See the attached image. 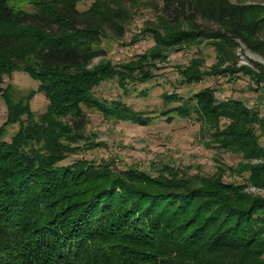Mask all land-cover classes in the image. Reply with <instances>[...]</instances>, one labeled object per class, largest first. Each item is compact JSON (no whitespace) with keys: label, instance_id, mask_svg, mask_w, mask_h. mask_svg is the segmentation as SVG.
Masks as SVG:
<instances>
[{"label":"trees","instance_id":"16d2710c","mask_svg":"<svg viewBox=\"0 0 264 264\" xmlns=\"http://www.w3.org/2000/svg\"><path fill=\"white\" fill-rule=\"evenodd\" d=\"M10 1L0 0V100L7 112L0 125V264H264V117L240 100L220 102L205 88L162 112L167 123L195 116L219 150L242 157L237 167L220 163L212 174L190 175L163 163L153 175L109 161L60 166L105 145L90 130L88 111L152 125L155 117L106 102L96 89L115 78L125 89L152 79L148 67L168 61L167 50L206 42L217 51L215 74L263 81L264 66H240L237 50L264 59V0H161L160 10L149 4L157 21L143 31L156 45L120 65L93 62L105 52L102 37L125 36L132 0H98L86 12L79 0H39L34 12L12 9ZM204 65V57L195 58L177 72L192 85L204 78ZM16 71L39 83L45 112L35 114L31 100L17 102L12 86L3 87ZM227 174L242 181H227Z\"/></svg>","mask_w":264,"mask_h":264},{"label":"rangeland","instance_id":"374dc122","mask_svg":"<svg viewBox=\"0 0 264 264\" xmlns=\"http://www.w3.org/2000/svg\"><path fill=\"white\" fill-rule=\"evenodd\" d=\"M39 0H12L9 6L12 9L34 12V5ZM98 0H79L77 8L86 12ZM233 2H238L233 0ZM247 3H258L261 0H246ZM162 8L161 0H132L126 6L132 12V19L126 26L125 36L117 39L116 33L109 32L102 37L101 48L104 54L94 60L97 65L103 60L115 64H126L136 60L140 55L153 49L156 45L151 32L144 33V29L154 25L157 21V12L149 6ZM141 6V7H140ZM204 26L216 29V25L208 20L199 19ZM206 43V42H205ZM187 44L164 52L168 61L157 62L148 69L154 77L146 82L131 83L123 88L118 79L103 82L97 89L96 95L106 102L122 101L134 110L155 117L150 126H139L125 121H112L104 118L100 113L88 111L90 130L96 133L99 141L105 143L98 149L82 152L70 156L60 163V166H70L79 160L94 161L100 164L103 161L113 162L117 170L139 168L156 175L158 165L169 163L172 167L188 170L190 175H208L216 171L220 163L229 167H237L243 161L242 157L231 152L219 150L218 144L210 142L208 132L204 131L201 123L195 116L188 119L177 118L172 123H167L162 115L163 111L178 105L179 98L183 102L190 99L197 92L205 88L212 89L217 99L222 102L235 99L244 102L252 110L258 111L264 117V80L253 82L250 75L236 73L234 75H220L212 71V66L217 63V51L207 44ZM239 65L256 67L251 61L264 66V59L244 46L237 50ZM204 57L205 65L201 67L205 73L199 83L187 85L177 72L179 66H187L192 59ZM12 86V98L15 101L31 100L30 105L35 114L46 111L48 101L45 95L37 92L39 83L28 74L16 71L4 77L3 87ZM31 98L29 96L32 94ZM6 108L0 100V125L6 119ZM19 126L7 129V140L16 134ZM261 135V144L264 146V132ZM211 145H210V143ZM227 181L241 182V178L227 174ZM247 192L262 194V191L247 188Z\"/></svg>","mask_w":264,"mask_h":264}]
</instances>
